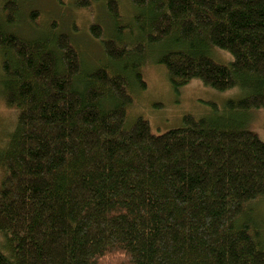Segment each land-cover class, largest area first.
I'll return each instance as SVG.
<instances>
[{
  "label": "trees",
  "instance_id": "16d2710c",
  "mask_svg": "<svg viewBox=\"0 0 264 264\" xmlns=\"http://www.w3.org/2000/svg\"><path fill=\"white\" fill-rule=\"evenodd\" d=\"M58 1L0 0V98L16 111L0 264H264V142L236 119L264 110V0H122L126 16L121 0ZM59 8L95 14L90 63ZM153 54L175 92L198 80L245 97L159 135L128 126Z\"/></svg>",
  "mask_w": 264,
  "mask_h": 264
},
{
  "label": "rangeland",
  "instance_id": "374dc122",
  "mask_svg": "<svg viewBox=\"0 0 264 264\" xmlns=\"http://www.w3.org/2000/svg\"><path fill=\"white\" fill-rule=\"evenodd\" d=\"M60 1L67 6V3L73 0ZM58 2V0H30V4H37L40 8L45 5L44 8H47L45 9L46 12L51 11L52 7L57 9ZM98 3L100 2L95 3L94 6L96 13L99 8V5H96ZM122 4L126 16V14H129L126 2ZM59 10L75 21L80 30L78 36L75 37L76 44L84 54V61L90 63L94 59V54H99L100 48L89 36L82 34V32H85L89 23L96 20L95 14H91L86 10L76 12L64 11L61 8ZM209 56L215 62L224 65L232 60L228 53L215 48L209 51ZM150 58L151 60L147 61V64L140 71L146 87L144 89L136 88L131 94L133 102L128 107L126 115V125L128 124V126L137 118H142L148 121L151 132L159 135L171 129L180 128L184 116L190 115L195 118H204L213 115L214 112L222 113L228 101H237L245 97L244 90L239 87L218 92L203 86L198 80H191L186 86L175 92L170 87L164 69L157 63L158 57L153 54ZM97 65L94 64L91 67ZM213 107H216L217 111H213ZM15 116L16 111L7 108L0 98V150L14 126ZM236 119L239 125L255 134L260 141L264 142V110L250 111L243 116L237 114ZM2 176L3 169L0 167V183ZM258 209L264 220V201L261 202ZM2 244L3 241L0 234V245Z\"/></svg>",
  "mask_w": 264,
  "mask_h": 264
}]
</instances>
